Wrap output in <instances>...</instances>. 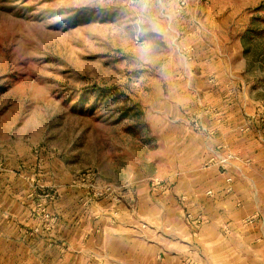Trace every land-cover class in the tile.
<instances>
[{"label":"rangeland","instance_id":"374dc122","mask_svg":"<svg viewBox=\"0 0 264 264\" xmlns=\"http://www.w3.org/2000/svg\"><path fill=\"white\" fill-rule=\"evenodd\" d=\"M227 91L263 131L264 0H0V174L23 176L41 226L57 197L48 182L60 179L44 177L50 162L64 183L104 196L112 208L100 214L116 220L125 195L110 176L145 155L156 109L191 126L201 112L210 124L220 115L208 95ZM185 221L196 238L190 264H208L202 218ZM221 232L238 244L227 264H264V225Z\"/></svg>","mask_w":264,"mask_h":264},{"label":"crops","instance_id":"0c3cea01","mask_svg":"<svg viewBox=\"0 0 264 264\" xmlns=\"http://www.w3.org/2000/svg\"><path fill=\"white\" fill-rule=\"evenodd\" d=\"M232 93L220 99L208 95L220 115L206 121L213 131L208 137L182 122V116L156 109L144 124L150 136L145 155L110 176L125 195L113 204L120 212L116 220L111 213L100 214L112 208L102 206L104 196L87 201L89 188L64 183L60 163L50 162L44 177L60 179L48 182L47 187H57V197L45 209L56 221L41 226L31 217L34 203L25 194L23 176L1 173L0 264H190L196 243L185 221L190 213L202 218L200 242L208 264H227L228 247L238 244L228 245L221 227L249 218L264 225V129L257 128L254 111L242 112ZM218 146L238 159L227 166L213 161ZM132 211L138 214L136 223ZM168 226L170 235H163Z\"/></svg>","mask_w":264,"mask_h":264},{"label":"built area","instance_id":"2783aa9c","mask_svg":"<svg viewBox=\"0 0 264 264\" xmlns=\"http://www.w3.org/2000/svg\"><path fill=\"white\" fill-rule=\"evenodd\" d=\"M213 110L214 109L211 108V112H213ZM202 115L203 114L201 112H199V114H195V122L192 124V126L194 128H196L198 131H200L202 134H204L205 136H207V137L211 136L213 131L203 122ZM221 149L222 148L220 146H218L217 148H215L213 150V156H212L213 161L221 164L222 166H227L229 164L234 163V161L238 159V156L235 153H233L232 151L222 152ZM231 180H232L231 177H228V181H231ZM108 190H109L108 188L105 189V191H108ZM94 198L95 197L89 191L87 201L92 200ZM43 216H44L45 220L47 221L46 224L50 225V223L52 221H54V222L56 221V217L51 215V213L49 211H47L45 208H44ZM247 221L252 222L253 218H249Z\"/></svg>","mask_w":264,"mask_h":264}]
</instances>
